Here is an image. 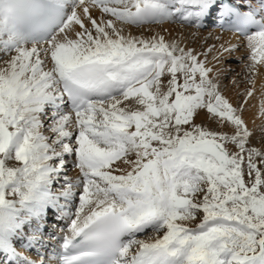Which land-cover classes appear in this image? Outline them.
Instances as JSON below:
<instances>
[{
  "label": "snow or ice",
  "instance_id": "obj_1",
  "mask_svg": "<svg viewBox=\"0 0 264 264\" xmlns=\"http://www.w3.org/2000/svg\"><path fill=\"white\" fill-rule=\"evenodd\" d=\"M210 17L243 40L131 31ZM261 69L264 0H0V264H264Z\"/></svg>",
  "mask_w": 264,
  "mask_h": 264
},
{
  "label": "bare ground",
  "instance_id": "obj_2",
  "mask_svg": "<svg viewBox=\"0 0 264 264\" xmlns=\"http://www.w3.org/2000/svg\"><path fill=\"white\" fill-rule=\"evenodd\" d=\"M215 25L216 24L207 22L206 26L203 28L192 29L186 25L182 26L177 23H169L165 21L161 25L146 26L145 29H137L133 27L131 31L134 35H140L142 32L143 35L147 36L150 34L148 31L149 27L151 28L152 31H155V32H161L162 29H167V32L163 33L166 38H169L170 35L172 38H175L176 36H179L181 32H183L188 46L194 47L197 50H201L202 46L207 47L210 44L215 45L216 48H219L220 44H224L225 46H227L229 42L238 43L239 36L232 34L230 32L220 31L218 28L215 27ZM193 31L197 32V36L195 39H193L190 36V32H193ZM239 40H243V38L239 37ZM245 52H246V48L243 45H241L239 48L232 50L231 52H223L221 53L220 64L216 65V67H218L223 73L221 77L222 91L224 92L226 96L229 97V99L233 102V104L237 103L238 99L241 98L242 90L245 87H251V85L246 83L247 80L245 79V76L247 75L246 70L244 68V65L247 60V57L244 56ZM209 60H211V56H209ZM226 61H228L229 64ZM233 61H240L241 63L240 65L238 64L236 66L234 65ZM213 63L215 62L213 61ZM233 67L239 69V73L242 75L241 80L243 81V83H241L237 78L232 79L233 76L230 78L228 77L230 76V72H231L228 69L233 68ZM227 77L229 78L228 82L227 81L224 82L223 80H225ZM262 92H264V69H261L256 75L255 92L253 96L250 98V101L246 105L245 110H244V117L250 128L258 129L259 126L264 124V116L259 115L260 100H261ZM237 93H239L240 95L239 98L236 97ZM65 159L67 161L66 174L70 176H75L78 170L75 169L72 164V160L74 159V157H66ZM62 222L63 223H61V221L57 223V226L59 228L60 226L64 225V221Z\"/></svg>",
  "mask_w": 264,
  "mask_h": 264
},
{
  "label": "rangeland",
  "instance_id": "obj_3",
  "mask_svg": "<svg viewBox=\"0 0 264 264\" xmlns=\"http://www.w3.org/2000/svg\"><path fill=\"white\" fill-rule=\"evenodd\" d=\"M226 62L228 63V61H226ZM233 62H234V65H236V66H237L238 64L240 65V63H241L240 61H233ZM228 64H229V63H228ZM237 69H238V68H234V67H233V68H229L228 70H230L231 72H230V76H228V77L230 78V77L233 76L232 79L237 78L241 83H243V81L241 80V79H242V75L239 73V69H238V70H237ZM235 72H236L237 74H236ZM232 73H233V74H232ZM225 77H226V76H225ZM225 77H224V78H225ZM228 77H227L225 80H223V81H224V82H226V81L228 82V79H229ZM239 77H240V79H239ZM239 81H238V82H239ZM240 82H239V83H240ZM246 83H247V82H246ZM246 85H247V84H246ZM237 95H238V96H237ZM237 95H236V97L239 98V97H240L239 93H237ZM263 125H264V124H263ZM210 126H214V124H210ZM252 140H253V143H255V144H257V145H259L260 143H264V140H262L261 137H260V134H259L258 129H257V131L255 132V134L253 135ZM197 222H198V221H197Z\"/></svg>",
  "mask_w": 264,
  "mask_h": 264
}]
</instances>
